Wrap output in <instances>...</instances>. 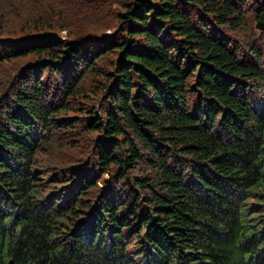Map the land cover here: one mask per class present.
I'll use <instances>...</instances> for the list:
<instances>
[{
    "label": "trees",
    "instance_id": "trees-1",
    "mask_svg": "<svg viewBox=\"0 0 264 264\" xmlns=\"http://www.w3.org/2000/svg\"><path fill=\"white\" fill-rule=\"evenodd\" d=\"M244 1L0 0V264H264Z\"/></svg>",
    "mask_w": 264,
    "mask_h": 264
},
{
    "label": "water",
    "instance_id": "water-1",
    "mask_svg": "<svg viewBox=\"0 0 264 264\" xmlns=\"http://www.w3.org/2000/svg\"><path fill=\"white\" fill-rule=\"evenodd\" d=\"M256 26L258 27V28H264V20L263 21H257V23H256ZM10 264H13V260H10Z\"/></svg>",
    "mask_w": 264,
    "mask_h": 264
},
{
    "label": "bare ground",
    "instance_id": "bare-ground-1",
    "mask_svg": "<svg viewBox=\"0 0 264 264\" xmlns=\"http://www.w3.org/2000/svg\"><path fill=\"white\" fill-rule=\"evenodd\" d=\"M243 1H244V0H243ZM244 2H245V1H244ZM8 13H9V12H8ZM8 13H7V14H8ZM9 14H10V13H9ZM4 16H5V14H4ZM6 17H7V15H6ZM6 17H3V18H6ZM7 19H8V18H7ZM5 20H6V19H5Z\"/></svg>",
    "mask_w": 264,
    "mask_h": 264
}]
</instances>
